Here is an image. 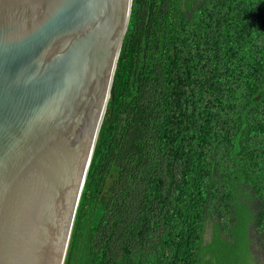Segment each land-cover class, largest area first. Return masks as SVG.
Listing matches in <instances>:
<instances>
[{
    "label": "trees",
    "instance_id": "obj_1",
    "mask_svg": "<svg viewBox=\"0 0 264 264\" xmlns=\"http://www.w3.org/2000/svg\"><path fill=\"white\" fill-rule=\"evenodd\" d=\"M65 264H264V0H133Z\"/></svg>",
    "mask_w": 264,
    "mask_h": 264
},
{
    "label": "water",
    "instance_id": "obj_2",
    "mask_svg": "<svg viewBox=\"0 0 264 264\" xmlns=\"http://www.w3.org/2000/svg\"><path fill=\"white\" fill-rule=\"evenodd\" d=\"M133 0H0V264H65Z\"/></svg>",
    "mask_w": 264,
    "mask_h": 264
}]
</instances>
